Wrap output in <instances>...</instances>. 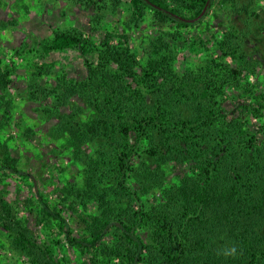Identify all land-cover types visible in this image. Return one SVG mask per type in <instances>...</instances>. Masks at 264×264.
<instances>
[{
  "label": "trees",
  "instance_id": "obj_1",
  "mask_svg": "<svg viewBox=\"0 0 264 264\" xmlns=\"http://www.w3.org/2000/svg\"><path fill=\"white\" fill-rule=\"evenodd\" d=\"M149 1L192 19L207 0ZM119 3H91V33L55 29L49 41L36 43L37 57L78 50L84 58L89 74L81 82L66 79L63 70L56 74L53 63L37 65L36 80L55 73L56 81L54 87L34 83L28 95L48 97L51 105L43 109L50 112L75 95L82 98L86 110L75 103L63 121L68 132H77L92 147L77 151L79 187L62 191L57 203L42 193L34 203L27 200V214L44 227L43 240L5 200L0 201L2 234L25 264H63L64 253L57 257L62 249L78 254V264H264V72L261 78L258 73L264 66L250 59L232 29L190 40L176 31L166 41L149 38L138 47L128 33L140 27L147 12L158 24L184 29L203 23L215 7L245 8L237 0H212L202 18L182 23L142 0H127L129 18L121 30L108 29L105 18ZM202 48L207 55L200 64L189 62L180 71L182 64L175 63L180 53L187 49L189 60ZM14 73L0 55V109L7 119ZM225 101L232 104L228 110ZM84 113L87 119H81ZM0 148V182L11 174L26 180L17 159ZM174 163L186 169L172 179ZM128 173L139 189L127 190ZM106 178L112 184L104 185ZM151 189L161 198L147 205L142 196ZM124 196L127 205L121 204ZM88 201L95 207L85 217L77 208ZM72 215L80 230L66 217ZM231 248L233 255L222 254Z\"/></svg>",
  "mask_w": 264,
  "mask_h": 264
},
{
  "label": "rangeland",
  "instance_id": "obj_2",
  "mask_svg": "<svg viewBox=\"0 0 264 264\" xmlns=\"http://www.w3.org/2000/svg\"><path fill=\"white\" fill-rule=\"evenodd\" d=\"M91 1L102 5V0H0V55L7 64L13 66L15 71L8 91L12 106L10 118L7 119V114H3V110L0 109V145L9 150L11 157L17 159L18 169L29 176L26 180L19 174H11L4 178L0 182V201H7L13 211L15 209L21 219L26 220L28 229L34 236H39L40 241L45 237L44 227L34 214H27L26 209L31 206L27 200L30 198L34 203L38 193H42L48 196L50 203H57L62 191H67L73 186L79 187L83 176L82 162H79L77 151L89 152L92 145L82 136L78 137L75 131L73 133H76L77 138L76 136L72 138L73 133L68 132L70 125L63 121V116L71 113L70 107L75 103L86 110L82 98L73 96L69 104L53 109V115L52 111L43 109V106L51 105L52 101L48 97L38 95L35 100L28 95L30 85L34 83L53 86L56 74L62 70L66 79L74 78L79 82L85 80L89 71L84 58L80 57L78 50H64L53 52L46 57H37L39 54L36 43L49 41L55 29H76L91 33L90 24L94 16V6ZM237 2L239 7L245 10L236 12L229 7L223 9L215 7L203 23L184 29H176L170 22L158 24L154 22V16L147 12L146 19L140 27L128 33L138 47L144 44L143 40L149 38L160 37L161 41H166L176 31H180L184 38L190 40L197 39L198 35L219 37L221 32L232 29L250 59L264 66V0L257 3L253 0H237ZM87 3L89 4L86 5ZM110 5L111 3L109 4L111 10L112 5ZM115 8L112 14L108 13L105 20L111 22V25L107 24L108 29L119 27L121 30L122 21L130 16L127 0H120ZM211 41L213 43V39ZM207 47L214 50L211 43H208ZM180 55L175 63L182 64L180 71H183L189 62L200 64L207 53L202 48L189 60L187 49ZM42 63H53L56 74L51 73L36 80L34 78L36 66ZM263 72L264 67L258 68L259 78L262 77ZM222 106L228 110L232 104L225 101ZM81 119H87V115L84 113ZM28 130L31 132L25 133ZM78 139L81 141L78 142ZM2 152L3 149L0 148V154ZM176 165L177 163H174L172 170H169V178L175 179L176 176L182 175L185 165L182 168ZM109 184H112V181L106 178L104 185ZM126 186L130 191L139 189L131 173L127 175ZM144 195L142 198L147 205L155 204L161 198L160 191L153 189ZM90 202H87L86 209L78 206L80 215L86 217L88 213L94 212L95 205H90ZM121 204H129L128 198L122 200ZM66 217L74 229L82 228L76 216ZM142 235L144 236L145 233L142 232ZM0 242L5 243V247L0 248V264H25V258L17 253L14 246L9 245L8 238L1 230ZM62 251L57 252V257L60 253H64L63 264H78V254L73 250L62 249Z\"/></svg>",
  "mask_w": 264,
  "mask_h": 264
},
{
  "label": "water",
  "instance_id": "obj_3",
  "mask_svg": "<svg viewBox=\"0 0 264 264\" xmlns=\"http://www.w3.org/2000/svg\"><path fill=\"white\" fill-rule=\"evenodd\" d=\"M145 4L149 5L150 7L152 8H155L157 10H160L162 11L163 13L167 14L168 16L182 22V23H194L196 22L197 20H199L200 18H202L204 16V14L207 12V9L209 8L210 4H211V1L212 0H207L206 3H205V6L203 7L202 11L200 12V14L195 17V18H192V19H185V18H182L181 16H178L176 14H173L171 13L170 11H167V10H164L162 8H160L159 6L153 4L152 2H150L149 0H142Z\"/></svg>",
  "mask_w": 264,
  "mask_h": 264
},
{
  "label": "clouds",
  "instance_id": "obj_4",
  "mask_svg": "<svg viewBox=\"0 0 264 264\" xmlns=\"http://www.w3.org/2000/svg\"><path fill=\"white\" fill-rule=\"evenodd\" d=\"M234 253H235V248L225 249L222 252V254L225 256L233 255Z\"/></svg>",
  "mask_w": 264,
  "mask_h": 264
}]
</instances>
